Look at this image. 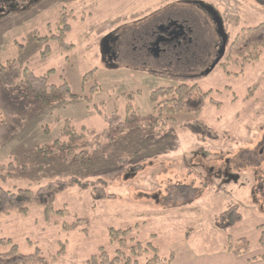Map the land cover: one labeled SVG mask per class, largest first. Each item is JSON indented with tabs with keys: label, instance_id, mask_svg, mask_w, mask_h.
I'll list each match as a JSON object with an SVG mask.
<instances>
[{
	"label": "rangeland",
	"instance_id": "rangeland-1",
	"mask_svg": "<svg viewBox=\"0 0 264 264\" xmlns=\"http://www.w3.org/2000/svg\"><path fill=\"white\" fill-rule=\"evenodd\" d=\"M199 1L216 11L228 44L243 28L264 23V0ZM182 2L53 0L35 18L15 15L0 21V165L8 173L0 185L36 189L50 181L76 178L96 181L114 195L99 199L90 188L70 187L55 197L50 224L36 205L26 215L15 210L0 213V239L10 238L24 254L38 249L49 264H84L98 247L113 250L108 228L131 227L140 241L158 248L160 257L174 255L172 262L159 264H264L260 257L264 247L259 243L264 230V52L242 66L228 57L226 46L204 73L218 56L222 40L215 22L196 9L201 23L198 47L166 73L211 90L213 103L207 100L198 114L173 115L174 119L157 124L145 123L153 117L150 94L176 83L124 58L109 67L101 57L103 36L137 26L154 10L179 3L196 14L192 4ZM63 6L74 10V17L67 20L71 30L65 34V41L73 45L69 51L59 49L56 41L37 40L57 29ZM45 44L51 53L41 58ZM24 68L36 75L52 69L49 83L66 81L72 95L43 107L19 94L17 83ZM93 85L97 90H91ZM127 100L143 123L140 128L117 134L99 149L84 146L86 157L80 160H66V150L55 147L57 139H64L66 120L76 128L101 133L106 123L96 109L123 115ZM199 120L211 131L192 133L182 126ZM233 205L242 219L224 229L227 220L219 215ZM59 210L64 213L58 214ZM76 218L89 220L88 233L59 225ZM228 235L246 238L250 252L229 253ZM5 249L0 244V253ZM151 255L139 257L137 264H145Z\"/></svg>",
	"mask_w": 264,
	"mask_h": 264
},
{
	"label": "trees",
	"instance_id": "trees-1",
	"mask_svg": "<svg viewBox=\"0 0 264 264\" xmlns=\"http://www.w3.org/2000/svg\"><path fill=\"white\" fill-rule=\"evenodd\" d=\"M58 19L54 35L42 38L37 37V40L41 42H45L48 39L56 41L59 49L69 51L73 45L65 41V34L71 30V25L64 20V15H61ZM227 44L228 42L225 44L224 52L227 46L226 52L228 57H235V60H239L242 66L258 60L264 52V23L243 28ZM50 53L48 44H45L40 57L47 58ZM51 71L53 70L51 69L44 74L36 75L32 70L24 68L21 79L17 83L18 93L38 100L43 107L48 106L52 101L60 99L65 95H72L66 81H62L59 85L49 83L48 78L51 75ZM152 74L171 80L176 84L159 87L151 92L150 101L153 104V117L151 118L150 116V120L145 122L146 124H150L151 122L157 124L159 120L174 119L171 117L173 115L198 114L207 100L213 103V100L209 99L211 90L203 91L196 83H189L187 77L171 73ZM85 78L86 76L84 80ZM96 87L93 85L91 90H97ZM96 111L104 118L106 123V128L101 133H96L85 126L76 128L66 120L62 128L64 139H57L55 141V147L66 150V160L84 159L86 157V148H102L105 141L113 140L117 134L140 128L143 125L137 117L136 109L129 100L125 104L123 115L118 114L117 111L109 114L102 113L97 109ZM163 115H168L169 117L163 118ZM182 126L190 129L192 133H198V131L202 130L211 131L200 120L196 121V123L186 121ZM85 137L90 138L86 139ZM84 146L87 147L84 148ZM4 169L5 167L0 165V180L3 182L8 176V173L4 172ZM74 186L84 189L90 188L99 199L114 196L113 194L106 193L102 187L97 185L96 181H80L76 178L50 181L36 189L16 187L5 189L0 185V213H8L11 210H15L21 215H26L29 212L30 206L36 205L43 208L45 222L50 224L54 216L53 202L55 197ZM57 212L58 214L64 213L63 210ZM219 216L221 219L227 220V225L224 229L228 227L233 228L242 219L236 205L223 211ZM59 225L63 230H79L86 234L88 233L89 220L86 218H76L71 223L66 224L62 222ZM107 232L109 241L113 245V250L109 252L102 246L98 247L97 251L90 255L84 264H137L138 258L147 254L152 255L146 259L145 264H159L162 261L172 262L174 259L172 253L167 257H160L158 255V248L150 241H140L138 233L131 227L124 229L110 227L107 229ZM259 243L264 247V230H261ZM0 244L6 247L5 251L0 253V264H49V261L39 254L38 249L36 252L30 254L21 253L17 244L10 238H1ZM61 247L60 252H63L64 243L61 244ZM226 249L234 256L246 255L251 250L246 238L241 237L235 240L230 235L227 238ZM260 257L264 258V254H261Z\"/></svg>",
	"mask_w": 264,
	"mask_h": 264
},
{
	"label": "flooded vegetation",
	"instance_id": "flooded-vegetation-1",
	"mask_svg": "<svg viewBox=\"0 0 264 264\" xmlns=\"http://www.w3.org/2000/svg\"><path fill=\"white\" fill-rule=\"evenodd\" d=\"M45 1L46 5L43 4ZM50 1L53 0H0V21L15 15L25 16V20L35 18L46 11ZM183 1L184 5L192 4L195 11L204 10L213 21L212 11L207 10L208 5L199 0ZM179 3L154 10L142 17L141 20L144 19L140 24L129 30L113 31L103 36L100 40L103 62L113 67L117 65L118 60L124 58L151 73L157 72V68L166 73V70L176 67L178 63L190 57L198 47L195 41H198L197 37L201 31L200 16L198 11L194 14V11H187L186 6ZM61 15H64V20L67 21L69 17H74V10L72 7L65 10L63 6L58 17ZM51 32L50 35H54V32Z\"/></svg>",
	"mask_w": 264,
	"mask_h": 264
},
{
	"label": "water",
	"instance_id": "water-1",
	"mask_svg": "<svg viewBox=\"0 0 264 264\" xmlns=\"http://www.w3.org/2000/svg\"><path fill=\"white\" fill-rule=\"evenodd\" d=\"M207 10L208 11H212L213 21L215 22L216 29H217L216 31H217V34L219 35V37L221 38L222 43H221L220 48L218 50V56L215 58L214 62L211 63L208 68H206V70L204 71V73L209 72L213 68V66L215 65V63L218 61L221 53L224 52L225 44L227 42V34L223 30V25H222V21H221L220 17L217 15L216 11H214L212 9V7L209 6L207 8ZM156 44H158V42H156Z\"/></svg>",
	"mask_w": 264,
	"mask_h": 264
}]
</instances>
